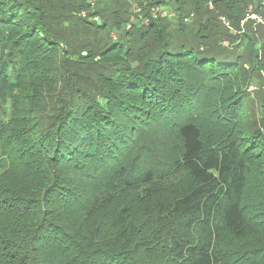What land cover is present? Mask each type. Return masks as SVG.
<instances>
[{
	"label": "trees",
	"instance_id": "1",
	"mask_svg": "<svg viewBox=\"0 0 264 264\" xmlns=\"http://www.w3.org/2000/svg\"><path fill=\"white\" fill-rule=\"evenodd\" d=\"M210 1L0 0V264H264V0Z\"/></svg>",
	"mask_w": 264,
	"mask_h": 264
},
{
	"label": "built area",
	"instance_id": "2",
	"mask_svg": "<svg viewBox=\"0 0 264 264\" xmlns=\"http://www.w3.org/2000/svg\"><path fill=\"white\" fill-rule=\"evenodd\" d=\"M90 5H91V7H94L95 0H90ZM209 7H210V9H214L212 0L209 3ZM86 15H87L86 12H82V14H81V16L83 18H85ZM176 15L177 14L174 11L170 10V8L163 7V6L154 7L151 9L149 15H143L142 7H140L137 4H134L133 5V14L131 16L129 23L126 25V31H130L133 28V26L138 25V24L141 26L147 27L151 23V19H153V20L173 19V18H176ZM192 19H193V16L186 18L185 22L189 23L192 21ZM221 20L228 28H230V25L226 21L225 18H221ZM249 20H253L259 24L264 25L263 20L261 18H259L258 15L253 14L251 11H250V14L247 15L245 21L243 22V25ZM92 21L93 22H99V19L95 17V18H92ZM225 45L227 46L228 44L226 43Z\"/></svg>",
	"mask_w": 264,
	"mask_h": 264
},
{
	"label": "rangeland",
	"instance_id": "3",
	"mask_svg": "<svg viewBox=\"0 0 264 264\" xmlns=\"http://www.w3.org/2000/svg\"><path fill=\"white\" fill-rule=\"evenodd\" d=\"M247 0H245V2H246ZM95 10V9H94ZM96 10H97V8H96ZM170 21H172V20H175V18H173V19H169ZM175 22V21H174ZM263 25V24H262ZM260 31H259V33H258V38L256 39L255 37H254V44H256V47H258V48H260L261 49V53L264 55V28L263 27H260V29H259ZM118 36V35H117ZM263 63H264V60H263ZM264 66V65H263ZM261 77H262V80H261V84L260 85H263V83H264V67H263V72H262V74H261ZM256 88H258L259 89V86L257 87L256 85L255 86H253V87H251V91H255L256 90ZM255 109L257 110V107H255Z\"/></svg>",
	"mask_w": 264,
	"mask_h": 264
}]
</instances>
